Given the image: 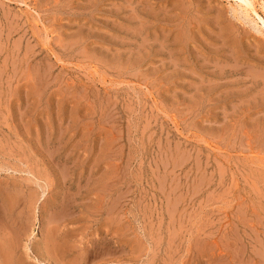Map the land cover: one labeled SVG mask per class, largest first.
Wrapping results in <instances>:
<instances>
[{
    "label": "rangeland",
    "instance_id": "rangeland-1",
    "mask_svg": "<svg viewBox=\"0 0 264 264\" xmlns=\"http://www.w3.org/2000/svg\"><path fill=\"white\" fill-rule=\"evenodd\" d=\"M231 1L0 0V264H264V24Z\"/></svg>",
    "mask_w": 264,
    "mask_h": 264
},
{
    "label": "bare ground",
    "instance_id": "bare-ground-1",
    "mask_svg": "<svg viewBox=\"0 0 264 264\" xmlns=\"http://www.w3.org/2000/svg\"><path fill=\"white\" fill-rule=\"evenodd\" d=\"M233 1V0H232ZM231 1V2H232ZM234 3V2H233ZM257 3V1H256ZM255 0H236V5L239 6L240 8H243V10L246 12V14L249 15V13H253L257 18V20L259 19L260 22H262L264 24V18L260 16V14L257 12L256 8H255ZM235 4V3H234ZM234 6V5H233ZM235 9H237V7H235ZM236 11V10H235ZM238 11V10H237ZM236 11V12H237ZM242 11V10H240ZM243 13V11L241 12ZM243 15V14H242ZM245 15V13H244ZM252 15V14H251ZM246 17V15H245ZM256 20V19H255ZM258 23V22H257ZM261 23V25H262ZM264 27V26H263ZM262 27V28H263ZM52 248V247H51Z\"/></svg>",
    "mask_w": 264,
    "mask_h": 264
}]
</instances>
